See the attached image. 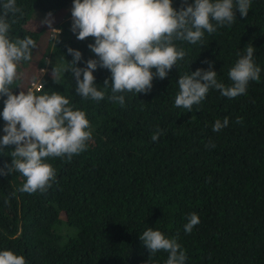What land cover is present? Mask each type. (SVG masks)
<instances>
[{
	"label": "trees",
	"instance_id": "obj_1",
	"mask_svg": "<svg viewBox=\"0 0 264 264\" xmlns=\"http://www.w3.org/2000/svg\"><path fill=\"white\" fill-rule=\"evenodd\" d=\"M72 5L73 0H17L21 12L10 35L36 43L31 60L20 64L47 69L25 82L18 75L12 87L16 94L60 92L85 112L92 138L71 160L48 158L56 179L44 193L20 192L26 178L19 172L0 174V250L23 255L26 264H146L150 252L140 234L151 227L177 238L185 264H264V0H251L247 17L236 10L231 27L205 32L201 42L175 41L185 57L166 78L154 77L150 92L117 93L125 97L124 106L107 98L110 88L104 100L83 99L71 73L59 83L52 79L53 67L72 60L69 46L82 52L77 67L95 58L88 48L94 38L81 41L71 31ZM180 6L181 0H173V7ZM59 11L62 18L51 26L58 30L28 26L38 12ZM249 43L261 72L246 94L228 98L210 89L192 111L175 107L179 76L207 69L210 61L218 81L230 85L229 69ZM93 75L103 90L111 73L98 68ZM5 99L0 96V113ZM225 117L228 126L214 132L215 121ZM4 124L0 115V138ZM158 128L163 134L152 141ZM14 147L0 146V168L11 164ZM191 213L200 222L188 234L184 225ZM167 258L160 250L151 264Z\"/></svg>",
	"mask_w": 264,
	"mask_h": 264
},
{
	"label": "clouds",
	"instance_id": "obj_2",
	"mask_svg": "<svg viewBox=\"0 0 264 264\" xmlns=\"http://www.w3.org/2000/svg\"><path fill=\"white\" fill-rule=\"evenodd\" d=\"M250 7L251 0H194L192 3L181 0L178 10L173 7V0H73L71 31L81 41L94 38L88 48L95 58H89L85 67H77L82 52L69 46L67 52L72 60L53 67L52 79L59 83L62 74L71 73L75 92L83 99L104 100L110 88L111 95L107 98L124 106L125 97L117 93L150 92L154 77L166 78L173 66L185 57L186 52L175 41L201 42L205 32L212 34L218 27H231L236 10L247 17ZM19 12L17 0L0 3V96L6 97L0 113L5 121L0 146H15L9 153L11 164L0 168V174L19 172L26 178L20 192L44 193L56 179V170L48 158L71 160L85 151L92 138L91 125L85 112L76 109L58 91L13 92L19 64L31 60L36 47L31 37L13 39L10 35ZM53 21L52 12H48L41 23L51 28ZM245 46L243 54L237 52L238 59L229 69L230 85L218 81L210 61H205L209 64L207 69L197 68L179 76L175 107L192 111L193 105H199L210 89L219 90L228 98L246 94L250 81H260L261 68L254 62V46L251 43ZM98 68L111 73L103 82V90L95 84L93 72ZM242 119L237 117L236 123H242ZM228 124V117L222 121L217 119L212 130L220 132ZM162 134L163 130L158 128L151 140L158 141ZM210 146L216 147L214 143ZM199 222L198 214H189L185 233L190 234ZM140 239L150 252L146 264H151L152 256L160 250L168 253L165 264H185L186 254L176 237L168 238L160 230L149 227L140 234ZM0 264H26V260L23 255L6 249L0 250Z\"/></svg>",
	"mask_w": 264,
	"mask_h": 264
},
{
	"label": "rangeland",
	"instance_id": "obj_3",
	"mask_svg": "<svg viewBox=\"0 0 264 264\" xmlns=\"http://www.w3.org/2000/svg\"><path fill=\"white\" fill-rule=\"evenodd\" d=\"M47 13H41V12H38L36 14H34V16L28 21V26L30 27H33V28H36V29H40L42 27H45L46 29H48V25L47 24H42L41 21L45 18ZM61 12H56L53 14V17H54V21L52 23L51 26H54L55 22L58 21L59 19H61ZM51 30H58L56 27H51L50 28ZM46 36L43 37V39H41V42H40V45H39V48H41L42 46H44L46 44ZM47 68H42L40 70L37 69V66H36V63L34 62H31L27 65H22V64H19L18 66V75H21L22 78H23V81L25 82L28 78L30 79L32 77L33 74H36V75H39L36 73H33L34 71H45ZM2 133H4L2 131Z\"/></svg>",
	"mask_w": 264,
	"mask_h": 264
},
{
	"label": "built area",
	"instance_id": "obj_4",
	"mask_svg": "<svg viewBox=\"0 0 264 264\" xmlns=\"http://www.w3.org/2000/svg\"><path fill=\"white\" fill-rule=\"evenodd\" d=\"M32 84L35 86V88H37V89L40 88V83H39V81H33Z\"/></svg>",
	"mask_w": 264,
	"mask_h": 264
}]
</instances>
